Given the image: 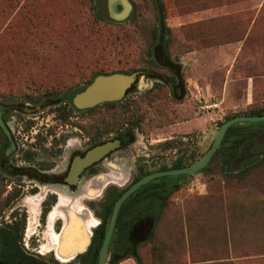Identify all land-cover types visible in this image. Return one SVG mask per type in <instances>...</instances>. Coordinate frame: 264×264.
Segmentation results:
<instances>
[{
    "label": "rangeland",
    "instance_id": "1",
    "mask_svg": "<svg viewBox=\"0 0 264 264\" xmlns=\"http://www.w3.org/2000/svg\"><path fill=\"white\" fill-rule=\"evenodd\" d=\"M129 1V14L114 20L106 0H0V126L8 137L0 131V226L22 213L16 169L27 153L49 158L66 138L131 130L126 162L169 168L177 157L201 156L226 118L264 111V0ZM155 43L163 47L154 54L158 66ZM114 70L138 74L120 103L72 104L91 77ZM166 84L182 88L183 98L173 99ZM256 138L261 157L247 173L223 170L225 149L206 171L179 180L154 240L137 246L143 264H264L263 125ZM112 166L120 172L106 181L125 175L124 165ZM98 204L99 197L89 201L91 216ZM42 257L57 262L51 252ZM127 258L124 264H136Z\"/></svg>",
    "mask_w": 264,
    "mask_h": 264
},
{
    "label": "flooded vegetation",
    "instance_id": "2",
    "mask_svg": "<svg viewBox=\"0 0 264 264\" xmlns=\"http://www.w3.org/2000/svg\"><path fill=\"white\" fill-rule=\"evenodd\" d=\"M3 117L4 115L1 116V119L5 122ZM0 131L7 139L8 137L1 129V126ZM128 135L131 136V140L126 145H123L121 139ZM114 140L118 141L117 146L113 147L110 151L101 155L91 163L87 165L85 164L78 172H71V167L74 164L76 157L82 159L85 154L95 146ZM133 141L134 135H132L131 130L117 132L110 137L93 141L90 140L88 135L82 134L80 138H66L63 143L58 144L60 150H58L53 157L50 156L49 158H43L41 155L39 156L37 152L25 154L27 161H24V164L19 165L16 169L18 175L22 178L20 180L22 184L18 185L21 188L20 201L22 202V213L18 219L14 216L9 221V223H12L13 221L19 222V225L22 228L19 243L24 251L42 260H44L42 255L46 252H51L54 259L57 261L54 263L63 264L62 262L66 261H74L76 264L80 263L79 255L88 251L94 235V230L101 223V216L105 212L106 206L110 202L112 195L120 191L122 193L127 187L135 182V178H137L140 173H144L146 170L150 172L154 171L145 168L144 165L141 164V161H138L136 158L132 160L130 159V164L126 162V157L123 155V151H125L126 147ZM115 161L117 164L119 162L120 167L121 165H124L126 168L123 169L126 171L124 173L125 175L117 180L106 181L100 188L99 192L94 194L93 197L78 196L77 206L88 212H90L89 201L93 198L99 197V211L96 215L92 214V218L97 223L87 227L89 232V229L91 228V233L88 234V236L85 232L77 236L76 254L74 256L70 258H59L55 251L58 244L55 242L54 237L60 234L64 224V217L61 214H57L52 219L50 228H48V217L51 210L58 203L60 190L64 188L69 195H73L78 192L81 184H84L90 178L105 174L117 177L116 173H119L120 171L118 168L112 166ZM5 169L6 167H4V170ZM10 169L12 171L15 170L14 168ZM155 170L161 169L158 168ZM144 175L145 174H142V176ZM42 186L46 189L41 195H39ZM31 227H33V230H31L30 235L27 236L28 242L23 243V240L25 241L26 232ZM147 228L148 219L142 218L140 220H135L128 230L126 237L127 244L121 245L119 243L115 252V249L112 247V243L114 242L113 229L104 264L106 261L109 264H116L119 262V259L122 258L123 254L126 256L129 255L130 252H135V247L138 242L144 240ZM23 245L26 249L34 250L39 255L28 252ZM46 245L48 247H46ZM40 246L44 248V252L41 250ZM117 248L118 250H122V253H119ZM86 259L87 258H85V260Z\"/></svg>",
    "mask_w": 264,
    "mask_h": 264
},
{
    "label": "trees",
    "instance_id": "3",
    "mask_svg": "<svg viewBox=\"0 0 264 264\" xmlns=\"http://www.w3.org/2000/svg\"><path fill=\"white\" fill-rule=\"evenodd\" d=\"M154 3L157 7L161 5L160 0H154ZM150 53L153 57L152 64L158 66L159 63L156 61L157 59H154V54L157 55V53H160V55H163V47L155 43L151 48ZM114 72L130 74L134 71L114 70L110 72H98L90 78L87 84H89L92 79L99 74H109ZM150 75L158 77L166 82V80L162 76L155 73L153 70L150 71ZM172 75L176 77L177 73L172 72ZM86 85H84L82 89ZM166 85H168L171 97L173 99L180 100L183 98L184 92L182 88L179 90V87H183L182 83L179 87L176 86L175 88L171 87L170 84ZM121 101L122 99L118 101H107V103H120ZM248 114L260 115L264 114V111H262L261 109H257L255 111H249L245 115ZM261 125L264 126V122L246 121L234 123L227 128L219 147L212 155L213 157H215L216 155L221 154L225 149H227V159L223 160V170L225 172H241L243 175L247 173L249 165H254L260 160L259 157L261 156L259 154V148L261 147V144L255 139H257V135L261 133ZM130 140L131 136L129 135L121 139L123 145H126L128 142H130ZM194 160L196 159L193 158L190 161H187L182 156L177 157L172 162L169 168L183 167L190 164ZM239 162H242L240 166H238ZM159 169H167V167L161 166ZM207 169L208 164H206L196 173L204 172ZM148 172L150 171L146 170L144 171V173H140L139 176L135 178V181L138 180V178H140L142 174H147ZM186 176L189 175L163 176L152 179L146 184L140 186L136 191H134L123 201L114 225V242L112 243V247L115 249L114 252L116 251V247H118L117 245L119 243L121 245L127 244L126 237L128 234V230L133 222H135V220H140L142 218L148 219V228L144 240L138 242L135 247V252L129 253V255L134 258L136 264H143L142 259L137 251V246L144 242L150 243L154 240V230L157 221L162 213V209L165 205L166 199L170 193L179 189V180ZM17 194V191L8 193V201L14 199ZM120 194L121 191L112 195L110 202L106 206L105 212L101 216V223L94 230V235L92 237V241L90 243L88 251L84 254L79 255V264H96L98 250L100 248L102 238L110 217L112 205L114 201L120 196ZM21 230L22 228L19 225V222L16 221L0 226V264H48L46 261L24 251L19 243L21 238ZM117 251H119V253H122V250H118V248ZM126 256L125 254H123L122 259H124ZM85 258L87 259L85 260Z\"/></svg>",
    "mask_w": 264,
    "mask_h": 264
},
{
    "label": "water",
    "instance_id": "4",
    "mask_svg": "<svg viewBox=\"0 0 264 264\" xmlns=\"http://www.w3.org/2000/svg\"><path fill=\"white\" fill-rule=\"evenodd\" d=\"M120 5V9H117V5ZM106 7L108 15L114 20L124 19L131 10V3L129 0H106ZM138 74L137 73H109L99 74L95 76L92 81L84 87L81 91L75 93L72 96V104L77 108H88L92 107L101 102L117 101L120 100L126 89L135 82ZM143 79H141L142 81ZM264 122V114L260 115H235L220 123L215 131L213 140L209 148L196 160L190 164L179 167V168H167L162 170H154L139 178L137 181L127 187L120 196L114 201L110 217L103 235V239L98 250L96 264H104L107 256L108 246L110 238L114 229L115 221L123 201L136 191L140 186L146 184L152 179L163 177V176H175V175H192L198 170L203 168L211 159L212 155L219 147L221 140L225 134L227 128L238 122ZM118 145V141H107L101 145L95 146L89 150L85 156L80 159L76 157L74 164L71 167V172H78L82 166L89 164L96 160L101 155L110 151L113 147ZM103 190V189H102ZM101 190V191H102ZM100 191V192H101ZM90 211V210H89ZM91 212V211H90ZM91 233V228L89 229ZM76 252L72 255L74 256ZM72 256L66 255L64 258H70Z\"/></svg>",
    "mask_w": 264,
    "mask_h": 264
},
{
    "label": "bare ground",
    "instance_id": "5",
    "mask_svg": "<svg viewBox=\"0 0 264 264\" xmlns=\"http://www.w3.org/2000/svg\"><path fill=\"white\" fill-rule=\"evenodd\" d=\"M112 177L113 176H110L104 179L106 181ZM96 178L98 179L93 178L81 184L77 194H85L92 197L94 194L98 193L104 182H101V179H103L102 175ZM42 193L43 191H40L39 195ZM78 195L71 196L65 192H59L58 203L49 213L48 228H50V223L57 214H61L64 217V224L61 232L58 236L54 237L55 242L58 244L56 247V254L59 258L66 255L69 257L70 252L76 249L77 236L81 235L83 232L88 236L90 232L87 227L97 223L92 218L90 212L76 205Z\"/></svg>",
    "mask_w": 264,
    "mask_h": 264
},
{
    "label": "crops",
    "instance_id": "6",
    "mask_svg": "<svg viewBox=\"0 0 264 264\" xmlns=\"http://www.w3.org/2000/svg\"><path fill=\"white\" fill-rule=\"evenodd\" d=\"M199 193H204V191H200ZM199 195H203V194H199ZM129 260V258H127V259H124V260H122V261H119L118 263H116V264H124L126 261H128Z\"/></svg>",
    "mask_w": 264,
    "mask_h": 264
}]
</instances>
